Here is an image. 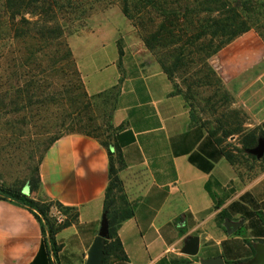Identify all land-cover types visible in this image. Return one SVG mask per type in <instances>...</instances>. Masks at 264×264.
Returning a JSON list of instances; mask_svg holds the SVG:
<instances>
[{"label":"crops","instance_id":"obj_1","mask_svg":"<svg viewBox=\"0 0 264 264\" xmlns=\"http://www.w3.org/2000/svg\"><path fill=\"white\" fill-rule=\"evenodd\" d=\"M225 54L220 52L218 62ZM217 66L237 105L262 126L264 97L258 84L263 66L242 65L234 72H226L224 63ZM138 69L116 84L121 90L111 146L125 202L135 215L118 231L124 256H111L104 264H201L218 256L226 264L249 262L255 245L264 244V169L250 171L229 160L222 150L230 151L235 138L218 144L162 70L147 74ZM110 164L107 148L87 135L64 136L46 152L41 188L32 197L79 212L77 222L56 237L58 264L87 263L105 214ZM221 212L229 218L220 219ZM227 221L241 226L230 235ZM189 236L200 238L196 257L182 253ZM42 245L35 215L12 201H0V264H46V258L39 259Z\"/></svg>","mask_w":264,"mask_h":264},{"label":"rangeland","instance_id":"obj_2","mask_svg":"<svg viewBox=\"0 0 264 264\" xmlns=\"http://www.w3.org/2000/svg\"><path fill=\"white\" fill-rule=\"evenodd\" d=\"M50 1L64 7L56 22L64 28V45L72 51L77 76L70 84L59 83L71 88L69 94L63 95L67 100L40 108L34 105L38 96L34 89L23 92L31 85V79L25 75L34 67L26 65L25 60L36 41L18 37L20 18L13 20L5 0H0V187L24 188L29 194V183L36 178L45 150L54 138L80 134L109 145L116 131L113 115L121 90L116 84L134 68L147 74L155 69L164 72L161 62L172 67L177 57L175 50L183 43L164 37L162 43L166 46L153 43V49L149 48L147 38L159 30L163 18L156 8L147 9L139 0H130L128 16L120 0ZM164 6L184 10V4L179 6L173 0L164 1ZM223 50L227 54L219 62L224 63L226 72L256 64L263 66L259 73L264 74V41L256 31L236 39ZM238 51L246 54L239 57L235 55ZM220 52L203 66V53L193 47L184 48L183 63L173 68L171 81L176 92L188 96L189 108L201 124L224 142H229L227 134H233L230 137L235 138L231 142L235 162H241L250 171H259L264 169V162L255 154L242 151L240 142L245 134L256 129L264 131V127L250 120L227 89L218 72L216 57ZM113 68L119 73H113ZM258 87L259 96L264 97V77ZM72 98H77L75 104ZM77 109L80 116L75 115ZM247 124L256 126L249 128ZM262 140L264 136L259 137V143ZM41 201L50 204V200ZM118 206H123L122 200ZM50 218L57 224L66 220L56 205L51 207Z\"/></svg>","mask_w":264,"mask_h":264},{"label":"trees","instance_id":"obj_3","mask_svg":"<svg viewBox=\"0 0 264 264\" xmlns=\"http://www.w3.org/2000/svg\"><path fill=\"white\" fill-rule=\"evenodd\" d=\"M120 1L124 5V14L128 16L130 0ZM139 1L143 2L147 9L148 7L156 8L160 17L163 18L159 30L147 38L149 48L153 49V43L164 45L162 43L164 37L174 40L177 38V43L183 42L175 50L177 57L171 64L172 67L161 62L163 70L170 80H172L173 68L183 63L184 48L193 47L197 52L203 53L201 60L203 66H207V60L216 56L236 39L253 30L264 41V0H173L179 6L184 4V10L167 9L164 6V1L167 2L168 0ZM54 3L55 6L50 0H5L6 8L11 12L12 19L20 18L21 28L18 30V37L23 40L36 41L34 49L28 52L25 60L26 65L34 67L30 68L33 71L31 70L28 75H25L31 79L28 83L31 85L27 86L23 92L26 94L28 90L34 89L38 94L34 105H38L40 108H46L57 100L60 102L67 100L63 95L69 94L71 88L69 89L64 84L60 85L59 83L63 81L70 84L71 79L77 76L76 62L72 51L64 45V28L56 22L58 13L64 7ZM27 15L32 18L28 19ZM190 31L192 34H189ZM59 86H62V89H58ZM185 97L188 99L187 95ZM72 99H74L73 104H75L77 98ZM75 112L76 116H80L79 109ZM258 131L257 129L252 130L242 137L240 142L242 151L253 153L259 144V137L264 136L263 130ZM210 134L218 137L215 132ZM232 135L229 133L226 137L229 138ZM61 138L62 136L54 138L47 146L45 154ZM216 142L222 144L224 140L218 137ZM101 144L107 148L111 162L110 182L105 198V213L109 219V239L105 245L106 262L111 256H124L123 244L118 231L122 223L134 217L135 211L132 205L125 202L123 185L115 165V152L111 148L112 142L109 145L102 142ZM233 152L234 150L228 151L226 149L225 152L222 150V154L234 163ZM261 161L264 162V157ZM40 188L41 179L38 168L36 178L29 183V195L25 194L24 188L2 186L0 187V201H12L26 207L35 215L41 224L43 234V245L39 259L46 258V264H58L57 259L61 246L58 245L56 237L62 230L77 222L79 212L76 208L65 207L53 200H50L48 205L43 201L36 200L31 194L38 192ZM207 189L211 192L209 186ZM119 200L123 202L122 207L118 206ZM54 205L66 217V220L61 224H57L55 220L50 218L51 207ZM219 207L216 205V208ZM68 214L70 215L68 216ZM219 217L225 220L229 218V215L226 212H221ZM51 256H54L56 260L53 261Z\"/></svg>","mask_w":264,"mask_h":264},{"label":"water","instance_id":"obj_4","mask_svg":"<svg viewBox=\"0 0 264 264\" xmlns=\"http://www.w3.org/2000/svg\"><path fill=\"white\" fill-rule=\"evenodd\" d=\"M253 154L257 158L262 159L264 157V140L260 141L258 147L253 150ZM25 194L29 195V191L26 190ZM241 226V223H235L227 221L225 227L230 235L235 233ZM109 239V219L107 213L104 214L99 236L96 239L93 247L90 250L89 257L86 264H104L106 257L105 245ZM256 255L249 262L243 264H264V244L255 245ZM200 252V238L197 236H189L185 240V245L182 253L188 256L196 257ZM201 264H226L223 256H218L212 259H203Z\"/></svg>","mask_w":264,"mask_h":264}]
</instances>
